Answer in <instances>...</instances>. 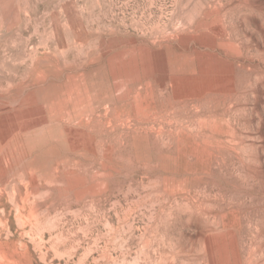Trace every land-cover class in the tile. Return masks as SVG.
<instances>
[{"label":"rangeland","instance_id":"374dc122","mask_svg":"<svg viewBox=\"0 0 264 264\" xmlns=\"http://www.w3.org/2000/svg\"><path fill=\"white\" fill-rule=\"evenodd\" d=\"M0 264H264V0H0Z\"/></svg>","mask_w":264,"mask_h":264}]
</instances>
